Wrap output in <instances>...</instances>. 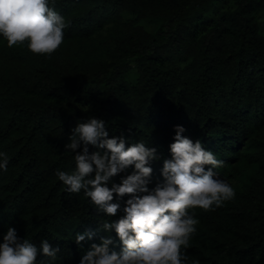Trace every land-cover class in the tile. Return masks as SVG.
I'll list each match as a JSON object with an SVG mask.
<instances>
[{
	"label": "trees",
	"instance_id": "obj_1",
	"mask_svg": "<svg viewBox=\"0 0 264 264\" xmlns=\"http://www.w3.org/2000/svg\"><path fill=\"white\" fill-rule=\"evenodd\" d=\"M215 1L49 0L67 24L50 58L0 36V152L9 157L0 169V243L12 227L38 248L45 239L59 248L55 261L41 254L37 264H80L108 235L99 224L124 215L97 212L55 175L75 169L65 145L94 117L110 137L142 141L163 158L177 125L200 140L224 162L214 172L235 196L195 210L185 264H264V0L203 11ZM143 18L159 20L153 32L138 24ZM150 166L151 189L162 182L163 159ZM86 232L96 235L77 245ZM111 236L109 250L119 253Z\"/></svg>",
	"mask_w": 264,
	"mask_h": 264
},
{
	"label": "clouds",
	"instance_id": "obj_2",
	"mask_svg": "<svg viewBox=\"0 0 264 264\" xmlns=\"http://www.w3.org/2000/svg\"><path fill=\"white\" fill-rule=\"evenodd\" d=\"M66 27L64 17L49 6V0H0V36L9 48L26 44L31 53L50 58L63 44ZM184 131L183 126L175 127L170 158H163L156 147L142 141L110 137L102 119L91 117L77 123L65 145L66 152L74 154L75 169H57L55 175L68 192L83 191L97 212L107 217L121 209L124 213L118 220L105 219L99 224L98 230L108 235L99 244H91L80 264H185L184 249L199 223L195 210L214 211L233 199L235 191L214 172L224 162L200 140L182 135ZM90 146L97 150L90 152ZM161 159L162 182L150 189V165ZM8 163L7 153L0 152V169L6 171ZM129 168L131 173L119 183L113 181ZM113 231L121 245L119 253L109 250ZM95 235L77 234L75 242L81 245ZM58 252L48 240H42L38 248L9 227L0 243V264H37L41 254L55 261Z\"/></svg>",
	"mask_w": 264,
	"mask_h": 264
},
{
	"label": "rangeland",
	"instance_id": "obj_3",
	"mask_svg": "<svg viewBox=\"0 0 264 264\" xmlns=\"http://www.w3.org/2000/svg\"><path fill=\"white\" fill-rule=\"evenodd\" d=\"M234 0H217L209 5H207L203 11L209 12V13H213L214 11H216L217 9H224L230 5L233 4ZM132 18L135 19L136 18V14L134 13H130L127 12L124 14V18ZM158 19H149V18H143L141 20L138 21V24L143 25V27L145 29H147L150 32H153L158 24Z\"/></svg>",
	"mask_w": 264,
	"mask_h": 264
}]
</instances>
